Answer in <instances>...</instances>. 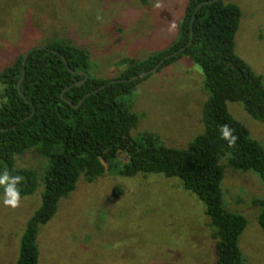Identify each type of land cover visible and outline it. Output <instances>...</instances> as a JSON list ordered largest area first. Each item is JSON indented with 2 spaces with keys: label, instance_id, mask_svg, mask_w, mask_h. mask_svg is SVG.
Returning a JSON list of instances; mask_svg holds the SVG:
<instances>
[{
  "label": "rangeland",
  "instance_id": "obj_1",
  "mask_svg": "<svg viewBox=\"0 0 264 264\" xmlns=\"http://www.w3.org/2000/svg\"><path fill=\"white\" fill-rule=\"evenodd\" d=\"M224 1L243 12L236 52L264 83V0ZM188 2L0 0V69L15 55L64 38L89 52L92 77L114 79L178 39ZM209 97L203 68L185 56L123 97L140 116L131 136L137 140L153 133L168 147L187 148L204 132L203 107ZM227 106L264 146V122L240 102ZM227 159L222 163L227 165ZM127 161L122 153L99 179L90 182L81 176L55 217L41 226L39 264H216L215 228L204 202L177 177L119 174ZM47 164L35 150L17 160L18 167L39 172ZM7 187L0 183V264H16L44 186L19 199L16 207L4 203L11 199ZM222 188L227 209L247 219L239 240L245 264H264V231L254 203L264 199V181L253 171L227 166Z\"/></svg>",
  "mask_w": 264,
  "mask_h": 264
},
{
  "label": "trees",
  "instance_id": "obj_2",
  "mask_svg": "<svg viewBox=\"0 0 264 264\" xmlns=\"http://www.w3.org/2000/svg\"><path fill=\"white\" fill-rule=\"evenodd\" d=\"M204 1L209 0H189L179 37L167 49L132 63L114 79L92 77L89 52L64 38L46 46L61 55L48 49H35L28 55L21 84L27 99L18 87L27 50L0 69V178L7 173L9 188L13 179L20 177L15 184L20 199L44 186L42 204L28 221L16 264H39L41 226L55 217L60 201L76 189L81 176L90 182L99 179L110 168L109 162L122 153H126L128 161L118 168L121 175L144 173L180 178L184 188L207 207L217 240L216 264H245L239 240L247 219L227 209L222 186L227 166L253 171L264 181V146L229 112L227 103H242L253 118L264 122V83L262 76L236 52L241 8L219 0L203 4L197 11ZM192 31L193 42L188 46ZM184 47L187 48L169 57L155 72L185 56L203 68L205 87L210 92L203 107L204 132L182 149L166 146L153 133L134 139L131 132L138 126L140 116L123 97L155 72L135 81L120 80L153 69L165 56ZM62 56L76 73L70 71ZM79 72L89 75L82 85L77 82L85 76ZM113 80L117 81L111 83ZM88 93L91 94L78 108L66 101L79 105ZM225 126L235 137L234 143L224 138ZM31 150L48 160L43 172L17 166L18 158ZM226 157L227 165L222 163ZM254 203L260 207L259 222L264 231V199Z\"/></svg>",
  "mask_w": 264,
  "mask_h": 264
},
{
  "label": "water",
  "instance_id": "obj_3",
  "mask_svg": "<svg viewBox=\"0 0 264 264\" xmlns=\"http://www.w3.org/2000/svg\"><path fill=\"white\" fill-rule=\"evenodd\" d=\"M215 1H219V0H209V1H204L203 3H201V4L198 5V7H197L196 10L198 11V9H199L203 4H206V3H212V2H215ZM194 18H195V16H194ZM193 22H194V19L192 20V24H191L192 27H193ZM193 38H194V35H193V31H192L191 39H190V42H189L188 46L192 44V42H193ZM186 48H187V47H184V48L178 50L177 52H174V53H172V54H170V55L165 56V57L160 61V63H159L158 65H156L153 69H151V70H149V71H147V72L141 73V74H139V75H137V76H134V77H132L131 79L120 80V81H130V80H131V81H135V80L139 79L140 77H143V76H145V75L151 74V73L157 71V70H158V69H159V68L165 63V61H166L169 57H172V56H175V55L179 54L180 52H182V51L185 50ZM35 49H48V50H51V51L54 52V53H58V54H60V53L57 52L56 50L49 49V48L44 47V46H38V47L31 48V49H29V50L25 53V55H24V60H23V64H24V73H23V75H22V77H21V79H20V81H19V84H18V87H19L20 93H21V95H22L25 99H27V98H26V96L24 95V93L22 92L21 84H22V82H23V80H24V78H25V75H26V62H27L28 55H29L32 51H34ZM60 55H61V54H60ZM62 57L64 58V61H65V63L68 65V68L70 69V71H72L73 73H76V72L70 67L69 62H68V60L66 59V57H65V56H62ZM79 73L85 76V79H83V80L77 82V84L82 85V84H84V83L89 79V75H88L86 72H79ZM116 81H117V80H113V81H110V82L112 83V82H116ZM105 86H106V85H104L102 88H104ZM102 88H101V89H102ZM96 91H97V90H94L93 92H96ZM90 94H91V93H88V94H87V95H86V96L80 101V104H79V105H75V104H73L72 102H70L69 100H66V99H65V100H66L67 102H69L72 106H74L75 108H78V107L84 102L85 98H87ZM62 97H63V96H62ZM63 98H64V97H63ZM33 113H34V112H33ZM31 116H32V115H31ZM31 116H29V117H27V118H30Z\"/></svg>",
  "mask_w": 264,
  "mask_h": 264
},
{
  "label": "clouds",
  "instance_id": "obj_4",
  "mask_svg": "<svg viewBox=\"0 0 264 264\" xmlns=\"http://www.w3.org/2000/svg\"><path fill=\"white\" fill-rule=\"evenodd\" d=\"M223 136L225 139L229 140V143H234L235 142V137H232L231 136V132L230 130L227 128V126H225L223 129ZM8 176H7V173H5L4 177L3 178H0V183H7L8 182ZM20 180V177H15L12 181V186H10L8 188V194L11 196V199H6L4 201V203L6 205H10L12 207H16L18 202H19V199H20V193L18 190L15 189V184L17 182H19Z\"/></svg>",
  "mask_w": 264,
  "mask_h": 264
}]
</instances>
